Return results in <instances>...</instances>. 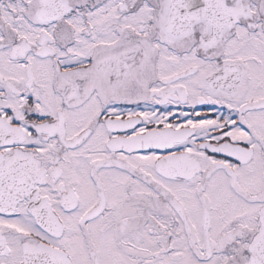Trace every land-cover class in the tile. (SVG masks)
Segmentation results:
<instances>
[{
  "label": "snow or ice",
  "instance_id": "6c2138e0",
  "mask_svg": "<svg viewBox=\"0 0 264 264\" xmlns=\"http://www.w3.org/2000/svg\"><path fill=\"white\" fill-rule=\"evenodd\" d=\"M0 264H264V0H0Z\"/></svg>",
  "mask_w": 264,
  "mask_h": 264
}]
</instances>
